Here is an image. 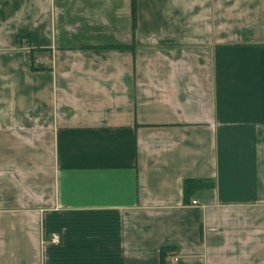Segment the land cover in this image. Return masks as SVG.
Returning <instances> with one entry per match:
<instances>
[{"label":"crops","instance_id":"obj_1","mask_svg":"<svg viewBox=\"0 0 264 264\" xmlns=\"http://www.w3.org/2000/svg\"><path fill=\"white\" fill-rule=\"evenodd\" d=\"M0 264H264V0H0Z\"/></svg>","mask_w":264,"mask_h":264},{"label":"trees","instance_id":"obj_2","mask_svg":"<svg viewBox=\"0 0 264 264\" xmlns=\"http://www.w3.org/2000/svg\"><path fill=\"white\" fill-rule=\"evenodd\" d=\"M130 5H131V20L132 24H135V12H136V0H130ZM23 37L20 36L18 37V41H22ZM34 61L35 59L32 57L31 60V66L32 69H37L34 66ZM213 186V182L209 180H201V179H184L182 181V196H183V201L187 203L189 201V198L191 195L198 189H204V188H210ZM168 251L167 247H162L160 250V263L163 262L164 257L166 256V253Z\"/></svg>","mask_w":264,"mask_h":264},{"label":"built area","instance_id":"obj_3","mask_svg":"<svg viewBox=\"0 0 264 264\" xmlns=\"http://www.w3.org/2000/svg\"><path fill=\"white\" fill-rule=\"evenodd\" d=\"M35 62V61H34ZM191 204H196V201H192ZM50 241L53 243H58L59 237L56 234H53L50 238Z\"/></svg>","mask_w":264,"mask_h":264}]
</instances>
